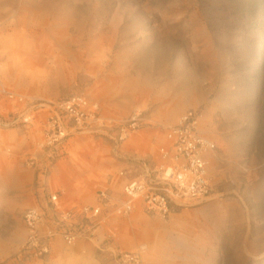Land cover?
I'll return each mask as SVG.
<instances>
[{"label": "rangeland", "instance_id": "374dc122", "mask_svg": "<svg viewBox=\"0 0 264 264\" xmlns=\"http://www.w3.org/2000/svg\"><path fill=\"white\" fill-rule=\"evenodd\" d=\"M74 96L119 122L140 114L141 128L118 151L111 131L75 135L54 169L82 155L105 183L123 171L118 154L143 142L135 160L155 159L167 128L195 111L217 147L211 195L168 217L138 209L38 258L23 219L47 118L35 109L31 125L0 131V158L24 184L0 187V264H117L141 247L146 264H264V0H0V123Z\"/></svg>", "mask_w": 264, "mask_h": 264}, {"label": "built area", "instance_id": "2783aa9c", "mask_svg": "<svg viewBox=\"0 0 264 264\" xmlns=\"http://www.w3.org/2000/svg\"><path fill=\"white\" fill-rule=\"evenodd\" d=\"M31 108L32 111H21L11 121L0 123V131L31 125L36 118L35 109L47 114L42 141L27 159L36 172L35 204L26 209L23 217L27 249L38 258L49 256L58 241L67 245L94 241L104 224L130 218L138 209L145 215L168 217L183 202L200 203L211 195L213 186L206 156L217 147L200 133L201 115L188 111L163 133L155 159L135 160L130 169L110 175L99 185L95 204H68L54 190L51 176L71 139L79 134L96 137L103 130L111 131L113 150L118 151L141 128L140 114L125 122L105 118L99 105L85 96ZM115 184L121 185L120 195L113 189ZM109 236H115L112 230ZM142 249L117 253V264H146Z\"/></svg>", "mask_w": 264, "mask_h": 264}, {"label": "crops", "instance_id": "0c3cea01", "mask_svg": "<svg viewBox=\"0 0 264 264\" xmlns=\"http://www.w3.org/2000/svg\"><path fill=\"white\" fill-rule=\"evenodd\" d=\"M144 152L145 144L143 142L139 145L134 144V146H130L125 152L116 156L115 161L117 163V169H130L132 165L131 162L137 158H141ZM0 159L2 160L0 166V187L6 188L12 184L16 189H22L24 184L21 175L15 172V170L14 172L7 170L9 166L16 167V161L12 160L8 164L7 161L9 160L5 155H2ZM96 170L97 165L93 161L88 160L87 157H82L81 155V158L77 161L68 158L63 166L60 167V164H58L54 169L51 176V179H54V184L52 183L53 188L55 187L60 191L62 200L68 204H95L97 193L96 186L97 184H104L101 180L102 178L97 179L99 176H97ZM27 175H29L32 181L34 174L29 171ZM116 188V186H113L114 190H116ZM117 190L116 194L120 195V189Z\"/></svg>", "mask_w": 264, "mask_h": 264}, {"label": "bare ground", "instance_id": "6f19581e", "mask_svg": "<svg viewBox=\"0 0 264 264\" xmlns=\"http://www.w3.org/2000/svg\"><path fill=\"white\" fill-rule=\"evenodd\" d=\"M181 118V117H180ZM179 118V119H180ZM208 125H207V123H206V121H204L203 120V116H201L200 117V119H199V127H198V129H199V131H200V133H202V134H204V135H206V133H211V129L209 128V127H207ZM210 140H212V139H210ZM217 140V139H216ZM213 141V140H212ZM216 144V143H215ZM215 151L216 150H214V151H212V152H210L207 156H206V158H207V160H208V163H209V169H208V172H209V176L211 175L210 174V171H211V162H212V159H213V155H214V153H215Z\"/></svg>", "mask_w": 264, "mask_h": 264}]
</instances>
